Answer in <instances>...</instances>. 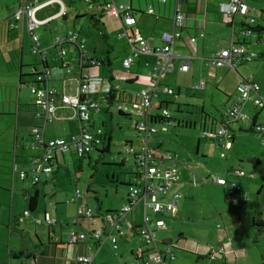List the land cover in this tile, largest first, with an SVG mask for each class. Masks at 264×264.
Listing matches in <instances>:
<instances>
[{
  "label": "rangeland",
  "instance_id": "1",
  "mask_svg": "<svg viewBox=\"0 0 264 264\" xmlns=\"http://www.w3.org/2000/svg\"><path fill=\"white\" fill-rule=\"evenodd\" d=\"M18 3V0H0V19L14 14L18 9ZM247 3L252 8L250 16H254L257 23L264 24V0H247ZM76 12L75 9L71 10L69 19L54 21L50 26H41L40 29L46 32L51 29L53 35H57L62 32L61 29L73 28L74 23H76L78 30H81L80 26H83L84 30L89 33V43L100 48L103 43L100 36L97 35L99 31L93 27L88 18L76 20ZM238 16L240 20L246 21L244 15L239 14ZM251 25L254 26V23ZM44 34L48 35L47 33ZM258 34L259 32H253L247 36L252 40V44L250 43L247 47H255V50L264 48L263 42H257ZM110 40L116 46L111 56L115 67V85L118 87L117 91H120L121 100L109 104L105 99V94L100 93L97 95V100L100 102L102 110L92 109L89 113L90 123L94 125L95 129L101 127L106 132L107 137L112 135L111 150L101 152L97 150L101 148L92 149L90 156L84 158H80L76 154L72 155L68 151L61 161L60 167L54 166V171H57L56 175L52 174L49 178L43 177L42 183L39 185V205L33 217L43 216L47 211L53 213L59 219V224L63 225L64 238H68L67 242L70 243H72L70 240L71 232L80 233L83 229L88 230L95 226L93 223L98 224V220H92V218L82 215L81 207H92L95 212H98L102 206L100 211L103 210L107 213V210L120 209L125 205L129 193L128 182L136 171L134 153H128L131 146L130 142L133 143L136 151H139L144 144L143 134H140L133 127L138 116L137 110L132 102L126 100V93L135 95L144 88V85L139 82L128 83L117 76L121 71H128L123 65V60L132 56L133 51L126 40L118 39V32L112 33ZM31 55L33 58H40L39 55ZM51 64L52 77L57 86L61 91L63 90V76L67 75L69 81L66 82V93L75 95L78 83L70 80V78L76 74H67L66 72L62 74V69L56 59L51 60ZM200 64L201 62L194 59V65L188 74L175 70L162 78L163 84L173 88L176 93L181 91L182 96L179 97L180 101L178 102L175 95L160 92V98L168 101V103L164 102L163 105L171 111L174 124L169 126L167 132L159 133L155 137L154 143L162 142L161 146L164 150L178 154L181 179L176 184V189L182 192L183 197L178 215L177 211L172 215L171 213L162 215L166 223L168 222L171 231H159L158 236L160 239H163V236H172L175 241L179 238H187L194 243V247L181 244L179 248H175L177 258L172 261V264H216L218 261H213L206 255L200 258L199 255L202 254L204 247L216 244L222 239L221 236L225 231L218 228V224L222 226V229L227 225L223 216L227 213L239 214L241 212L240 218L243 220L242 230L244 232L237 239L242 240L238 246H243L245 243L247 255H241L239 264H264V225L259 232L258 228L253 225L252 219V213L258 200L263 209L262 221L264 223V144L251 131L235 130L236 140L224 149L217 140L210 139L201 128L206 115L202 108L216 120H221L224 109L232 107L238 98L237 85L243 78H252L260 84V87L262 85L261 93L264 97V60L258 58L245 62L238 71L226 68L227 71L223 72L224 68H220L215 78L203 77L206 78L204 79L206 81L205 87L199 85L203 82ZM207 64L212 65L211 60ZM206 67L208 68L207 65ZM132 69L138 70L139 68L134 65ZM140 71L144 72V62L141 63ZM9 76L15 78L17 72H1L0 84L23 88L20 93L23 101H33L32 111L33 108L36 109L37 106L30 96V88L26 85L21 86L18 79H14L15 82L12 81L14 83H7L6 77ZM183 95L187 96L183 97ZM231 97L233 98L231 99ZM247 102L249 107L253 104L251 100ZM120 110L130 114V116L121 114ZM247 110L249 109L247 108ZM259 111L263 112L264 109L261 110L260 108ZM33 112L35 114V111ZM34 119L38 121L36 126L43 125L41 119L36 116ZM178 120L189 121L196 125L192 127L179 126ZM11 121L8 118H0V130L1 126L3 127L1 123L8 125L7 129H5L7 125L4 127V133L0 131V248L3 245L6 247L8 245L9 224L14 217L24 220L21 225L29 230L33 236L36 234L35 224L41 234L43 229L47 231L48 228L45 223L38 224L35 219V223H32L30 218L23 217L24 210L27 208V201L22 195V190L24 188L33 189V187H31L30 182H23L18 179V175L22 171H28L30 168L31 157L28 158L29 154L44 156L46 149H35L28 145L32 141L30 135L34 128L31 127L33 122L30 121L19 131L24 144V160L26 161L28 158L29 164L21 161V166H16L14 164L15 128L10 126ZM241 124L236 123L232 128L238 129ZM208 126L210 124L207 125V128ZM78 128V117L69 122L48 123V132H53L54 136L66 135L74 131L76 133ZM103 143L100 147H103ZM254 157L261 158L263 162L261 164L252 162L251 159ZM232 169H242L248 173L247 177L233 176L231 178L240 185L242 192L250 199L249 202L242 203L245 210L226 203L223 187L212 181L216 177L226 178L227 172ZM88 186H91V190H88ZM78 189L81 192L80 197L77 196ZM35 190L34 188L33 193ZM260 190H262V194L259 195ZM55 209L57 210L56 213ZM129 217L134 223H144L143 201L139 202ZM234 222L232 216L228 224L232 225ZM127 229L124 227V230L132 233V237L125 238L127 241L130 239L129 244L126 242V246L132 248H137L138 245L144 246L145 239L139 236L135 230ZM181 233L183 236H180ZM13 235L18 238L17 233H13ZM231 235L233 238L234 233ZM237 239L234 238V240ZM198 244L200 247L196 248ZM134 258L129 249L126 251L120 248L114 251L108 248L98 254L94 264H129ZM219 263L221 262L219 261ZM227 264L237 263L228 262Z\"/></svg>",
  "mask_w": 264,
  "mask_h": 264
},
{
  "label": "built area",
  "instance_id": "2",
  "mask_svg": "<svg viewBox=\"0 0 264 264\" xmlns=\"http://www.w3.org/2000/svg\"><path fill=\"white\" fill-rule=\"evenodd\" d=\"M175 1L174 29L172 32L163 31L162 45L152 44L138 31L132 35L126 32L132 45L133 55L124 59L123 65L125 68L131 67L141 55L157 56L155 66L149 75L145 77L146 86L136 94V99L132 102L138 115L133 127L143 133L142 140L144 144L139 151L134 149L133 144L128 149V153H134L136 171L131 177V185L129 186L125 205L120 209L104 214L103 225L99 228L91 231L84 230L71 235L70 240L72 243L82 241L87 244V253L77 257L80 264H92L96 253L107 244H111L113 249L118 248L119 237L123 233V226H133L129 214L134 211L141 201L144 202V223L138 228V232L145 238V245L135 251L136 258L141 260L143 264H171L176 258L174 249L181 246L178 240H160L158 236L159 231L168 227L161 214L166 212L174 213L179 207L180 193H176L172 198L168 194L170 187L179 180L178 169L175 165L168 166L166 164V160L176 159V155L171 152L156 154L155 148L150 145L154 134L158 133L160 129L167 130L170 125H173L172 113L168 107L163 105L164 100L160 98V92L173 95L175 91L170 86L163 85L161 82L162 78L175 70L174 61L177 57L181 56L183 58V62L179 65V70L182 72L189 71L194 57L193 54L178 55L174 51L176 41L182 36L179 28L186 26V12L181 9V0ZM49 2L47 1V4ZM45 3L37 5L34 2L20 0L17 11L9 21V25L12 28L27 29L32 38V50L35 54L40 55H43L46 50L42 46L37 29L44 22L37 18L36 12ZM219 9L227 16L247 15L249 5L246 0H225L220 3ZM107 12L111 16L119 17L124 25L132 26L137 22V18L131 13L130 7L126 4H115ZM153 12L154 9L150 6L148 13L151 14ZM62 14H66V9L62 11ZM249 22L250 24L256 23V18L250 16ZM204 36L205 32L202 31L199 36H190L189 42L196 43L199 38ZM69 45H76L80 52V62L76 65L79 75L78 88L75 95L60 91L51 83L52 70L50 67L45 66V63L41 70L32 68L31 73L34 76V80L27 85L37 106L35 116L43 121V125L33 128L30 146L33 148H47L44 156L31 157V168L29 171H22L19 174L21 180L30 179L33 184L40 182L41 173L52 174L54 171L53 164L60 160L65 152L74 150L78 156L86 155L95 146H100L104 138L103 129L101 127L95 129L94 125L90 123L89 112L92 109L96 111L102 110L99 102L91 99L90 96L98 93L106 96L111 90L115 89L114 85L108 77L100 73V68L103 65L102 58L87 54L85 40L80 39L75 30H68L65 34L57 35L53 39V46L58 49L62 58V66L68 72H72L75 68L71 61L65 58L68 54ZM257 57L258 54L255 51L248 50L244 44L235 40L234 33L230 47L218 50L210 60L216 67H226L235 70L243 62L252 61ZM134 77L139 79L137 74ZM201 85L203 86L204 83ZM259 90L260 85L251 78L241 80L237 86L238 98L234 105L226 111L229 119L250 121L247 114L242 111V106L248 100H251L254 107H264V97ZM252 93L256 94L255 97H252ZM60 100L64 107L69 108L80 119V132L71 135L69 138H49L45 135L46 125L58 116ZM204 133L210 137H216L219 134L222 136L221 143L223 145L229 146L230 144V134L225 127H221L217 133L206 128ZM255 133L264 143V122L257 123ZM234 173L239 176L246 175V172L242 169H236ZM216 181L222 184L226 183L221 178L216 179ZM232 186L238 188V191L240 190L236 183L232 184ZM77 196H81L79 189L77 190ZM227 200H231L237 205L240 199L233 196L232 190H230ZM80 211L82 215L89 218H93L96 215L92 207H81ZM24 215H29V211L25 210ZM158 216L161 217L159 218ZM35 222L38 224L45 223L52 227L57 224V218L54 214L47 211L43 216L36 217ZM199 247V244L196 245V248ZM238 253V249L231 242L224 240L216 244V246L208 245L202 251V254L213 261H222L227 259L226 257L237 255ZM28 264H36V260L32 259Z\"/></svg>",
  "mask_w": 264,
  "mask_h": 264
},
{
  "label": "crops",
  "instance_id": "3",
  "mask_svg": "<svg viewBox=\"0 0 264 264\" xmlns=\"http://www.w3.org/2000/svg\"><path fill=\"white\" fill-rule=\"evenodd\" d=\"M28 2H34L37 5H41L45 3L44 6L40 7L37 12L36 16L37 18L44 22L40 25V27L37 29V33L40 36L41 43L43 48L46 50V52L43 55L35 54L32 50L33 43L30 33L27 31V29H17L12 28L9 25L10 19L15 14H11L3 19H0V73H13L17 72V77H6L8 80H6L7 83H14L16 79H18L20 85H28V83L32 82L34 80V76L32 75V68L36 70H41L45 66L51 67V60L56 59L59 62V67L62 69V74H72L75 73V76H71L70 80L78 83V69L76 68V65L80 62V52L76 45H69L68 54L65 56L66 59L70 60L73 66L75 67L72 72H68L66 68L62 66V58L60 57V54L58 52V49L53 46V39L57 35L65 34L68 30H75L76 33H78L80 39L85 40V48L87 49V54L89 56H99L104 57L103 60L106 62L101 66L100 73L103 76H106L109 78L110 81H112L114 88L118 90V87L115 85V67L112 60V52L116 49L115 44L111 42V34L118 32V39L120 40H126L128 44H130L131 49L132 45L129 42L128 36L126 35V32H128L129 35H132L134 32L138 31L140 32L145 38H147L152 44H155L157 46H160L163 44L162 40V33L163 31H169L172 32L174 29V23H173V17L176 11V1L169 0L166 3H163L159 0H27ZM47 1H50L47 4ZM225 0H181V9L186 12V27L182 32V38L176 41L174 51L178 55H188L193 54V62L191 69L194 65V59L201 62V70L200 74L202 75V81L199 85L200 87H205L206 81L203 77H212L215 78L217 76L218 70L223 67H216L213 64L208 65V61H210V58L213 57V55L222 48L230 47L233 34L235 35V40L240 43H244V45L247 47L249 44H252V40L247 37L250 35V33H253L248 28L242 29L243 26L240 24L242 22H249V20L246 19L240 20L239 14L235 16H227L224 13H222L219 9L220 3L224 2ZM247 1V0H246ZM20 3V0H18ZM39 2V3H38ZM137 2V4H136ZM18 3V4H19ZM122 5L126 4L130 7V9L133 7L134 15L137 17V22L135 25L127 26L124 25L123 21L116 16H111L108 14V10L112 8L114 5ZM149 5H152L155 11V14H150L147 12V9ZM19 6V5H18ZM66 9V14H62V11ZM76 10V20L80 18H88L90 20V23L93 24V27L99 31L97 33L98 36H100L102 40V45L99 48L97 45H92L89 43V33H87L84 30L83 26H80L81 30L77 29V24L74 23L73 28H64L61 29L60 33L57 35H53V31L50 29L49 32H46L45 30L42 31L40 28L41 26H50L52 22L57 20H65L69 19L70 17V11ZM252 11V8L249 6V12L247 15H244L246 17H250V12ZM40 14V15H39ZM243 15V14H241ZM94 18V21L91 18ZM254 17V16H251ZM99 20L100 22L104 23L107 32H108V42H105L102 38V33L100 30L97 29L95 26V20ZM250 23V22H249ZM257 23V21H256ZM254 23V26L257 25ZM260 23V22H259ZM261 24V23H260ZM264 25V24H261ZM202 31L205 32V36L198 39L196 43L189 42L190 36H197ZM96 32V31H95ZM44 33H47L48 35H45ZM257 42H263L264 41H258ZM5 44V45H4ZM250 51H255L257 54L264 53L263 49L255 50V47H247ZM53 51V52H52ZM133 51V49H132ZM10 53L14 55V58L10 56ZM40 56L39 59H36L32 57V55ZM198 55V57H197ZM202 55V56H201ZM106 58V59H105ZM109 62H108V59ZM125 59V58H124ZM124 61V60H123ZM157 61L156 55H141L139 56L134 63L131 65V67L126 68L128 71H121L119 74H117L118 78L121 80H125L128 83H131L128 81L130 78L131 80L136 79L135 82H139L140 84L146 86L145 83V77H147L150 73V71L153 69ZM253 61V60H252ZM144 62V72L140 71L141 63ZM183 62V58L181 56L177 57L174 61L175 64V70L179 71V65ZM148 63V64H147ZM138 66V70L132 69L133 66ZM208 66V68L206 67ZM206 67V68H205ZM149 69H151L149 71ZM191 69L188 72H185L188 74ZM52 70V69H51ZM112 70V72H111ZM174 70V71H175ZM229 70V69H228ZM149 71V72H148ZM227 71L226 68L223 69V72ZM137 74L138 78L134 77V75ZM53 75V72H52ZM113 76V80L110 79V77ZM141 78H140V77ZM15 79V80H14ZM1 80V78H0ZM14 80V82H12ZM52 84L55 85L60 91L61 89L57 84L55 83L54 78H51ZM255 81L254 79H252ZM63 90L66 93L65 87L66 82L69 81V78L67 75L63 76ZM1 82V81H0ZM162 82V81H161ZM256 82V81H255ZM163 83V82H162ZM204 83L202 86L201 84ZM240 83V81H239ZM238 83V84H239ZM258 83V82H257ZM259 84V83H258ZM21 85V86H22ZM260 85V84H259ZM238 86V85H237ZM21 88V87H20ZM19 87L15 85H2L0 84V118H8L11 119L10 126L15 128V136H14V164L18 167L21 166V163H28V158L32 156H37L41 154H29L30 156L27 158V160H24V144L22 142V137L20 138L19 131L22 130L25 127V124L29 123L30 121L33 122L31 127H35L38 124V121L34 119L35 114L33 111H36L35 108L32 107L33 101L26 100L23 101L21 96V91ZM260 94L262 95V85L260 87ZM31 92V91H30ZM181 91H178L179 97L182 96L180 94ZM68 94V93H67ZM100 94V93H98ZM94 94L91 95L90 98L97 100V95ZM137 94V93H136ZM136 94L132 95L130 93H126V100L129 102H134L136 99ZM255 93H252V97H255ZM31 99H33L32 93H31ZM118 98H121L120 91L117 92L116 95ZM187 96V95H185ZM183 95V97H185ZM263 96V95H262ZM177 97L178 102L180 101V98ZM230 98V97H229ZM233 97H231L232 99ZM99 102V101H98ZM236 102V101H235ZM248 102L244 103L242 106V110L245 111L248 115L254 116L256 111L258 110L254 109V106L247 105ZM100 104V102H99ZM59 113L58 116L52 121V122H69L73 119H77V115L69 108L64 107L61 100L59 102ZM247 108L249 110H247ZM255 111V112H254ZM258 119L264 120V111L258 113ZM3 124V127L1 126V132L4 133V127L7 125V123H1ZM250 126L249 122H244L241 124V126L238 127V129L235 130H246ZM8 128V125L5 127V129ZM32 129V128H31ZM31 131V130H30ZM80 132V119H79V128L78 132L75 133H67L66 135H57L54 136L53 132H48V124L46 125L45 135L49 138H55V137H64L69 138L73 134H77ZM30 133V132H29ZM235 133V131H233ZM255 134V133H254ZM234 140H231V142H234L237 138L236 133L234 134ZM256 135V134H255ZM257 136V135H256ZM258 137V136H257ZM31 138V135H30ZM28 143V142H27ZM264 144V143H263ZM262 144V145H263ZM30 145V143H28ZM230 146V145H229ZM264 146V145H263ZM100 147V146H99ZM223 147V146H221ZM11 148V147H9ZM33 148V147H32ZM36 148H44L47 151V148L45 147H36ZM35 148V149H36ZM224 149L228 147H223ZM11 153V152H9ZM259 158V157H258ZM64 158H61L58 160L55 164L61 163V161ZM261 159V158H259ZM262 160V159H261ZM22 161V162H21ZM254 162V161H252ZM261 164V163H260ZM61 165V164H60ZM60 167V166H59ZM58 167V168H59ZM31 168V164H30ZM28 169V171L30 170ZM232 169L231 171H233ZM181 171V168H180ZM179 171V175H180ZM228 173V172H227ZM54 174V172L52 173ZM52 174L47 175L46 173L40 174V182L37 183V187H34V184L31 182V180H22L23 182H30L32 184L31 187L33 189L35 188L39 192L40 196V188L39 185L42 183L43 177L49 178ZM233 176H239V175H233ZM232 176V177H233ZM248 173H246L245 176H239V177H247ZM180 177V176H179ZM231 177V178H232ZM18 179H20L18 175ZM181 178H179L180 181ZM177 186H175L176 189ZM27 190H31L33 193L32 188H24ZM23 189V190H24ZM22 190V195H23ZM238 197L243 198L244 202H249L250 199L247 197L245 193L239 192L237 194ZM24 197V196H23ZM182 198V197H181ZM181 198H179V207L181 205ZM127 200V199H126ZM39 205V204H38ZM80 207V206H79ZM177 209V215L180 212V208ZM236 207V206H235ZM102 208V206H101ZM240 208H245L244 206L240 205ZM118 208H116L117 210ZM26 210V209H25ZM24 210V211H25ZM47 211V210H46ZM55 209V213H56ZM110 210H107V213ZM134 211H132L133 213ZM102 213L104 214L105 212ZM131 213V214H132ZM168 213V212H167ZM24 214V213H23ZM32 214V215H31ZM53 214V213H52ZM106 214V213H105ZM170 214V213H168ZM173 214V213H172ZM240 214L237 213H227L223 216L224 222L227 223L225 225L224 229H222V226H218L221 230L225 231V233L221 236L222 240H227V242H231L232 245L238 249L239 253L237 255L229 256L227 259L221 261V263L216 262V264H227L228 262H235L239 264V260L241 255H247V250L245 248V243H243V246H238V243L242 241L241 239L234 240V237L232 238L233 233L237 232V234L241 235L244 230H242V219L240 218ZM26 216V215H25ZM24 216V217H25ZM34 213L30 212L29 215H27L28 218H30V222L35 223L34 219L35 217ZM130 216V214H129ZM232 216L235 220L234 224L230 225L228 224V221L232 219ZM100 217V216H99ZM15 218V217H14ZM13 218V219H14ZM57 218V217H56ZM130 218V217H129ZM13 219L11 223L9 224V240L7 241L8 245L7 247L3 245L2 248H0V264H28L29 261L32 259L36 260V264H80V262L77 260V257L81 254L87 253V244L78 241L77 243H70L67 242L68 238H64L63 228L61 224H59V219L57 218V224L50 227L48 226L47 231L43 229V233H39L37 225L35 224V235L33 236L29 230H27L24 226H22V219L19 220L20 227L24 228L25 230L29 231L31 237L34 239L35 243H37V247H35V257H31L29 259L25 258L24 256L18 255L17 252H19L22 249V240L20 237V234L16 231H13L10 226L14 225ZM92 220H98V224L93 223L95 226H93L91 229H88L89 231L99 228L103 225V215L100 218L93 219ZM131 220V219H130ZM131 223L133 226H141L143 223L139 222H133L131 220ZM168 223V222H167ZM60 225V227H58ZM168 227L161 231H171V228L169 227V224H167ZM131 225H124L123 226V233L119 237L118 242V248L126 250L129 249L130 253L132 254L135 252L138 247H141V245H138L137 248L127 247L126 242L129 244V241H127L125 238H131L132 233L130 231L124 230V227H127V230H135V232L141 236L143 239H145L140 233L136 231V229ZM241 228V229H240ZM84 231V229L82 230ZM81 231V232H82ZM13 233L18 234V238H15ZM74 233L78 232H71L70 236ZM36 236V237H35ZM180 236H183V233L180 234ZM235 236V235H234ZM170 238L174 239L172 236H163V239L169 240ZM15 240V241H14ZM19 240V241H18ZM161 240V239H160ZM178 242L185 245L187 247H194V243L190 241L187 238H179L177 239ZM145 241V240H144ZM170 241V240H169ZM145 244V243H144ZM143 245V244H142ZM214 245V244H213ZM111 248L113 249L111 244H107L104 247H102L95 255L92 264H94V261L98 254L105 249ZM117 249H113L114 251ZM11 251L14 252V255L11 254ZM133 255V254H132ZM135 258L131 260L129 264H143L141 260L137 259L135 255H133ZM177 258V255H176ZM175 258V259H176ZM172 264V262H171ZM214 264V263H211Z\"/></svg>",
  "mask_w": 264,
  "mask_h": 264
},
{
  "label": "trees",
  "instance_id": "4",
  "mask_svg": "<svg viewBox=\"0 0 264 264\" xmlns=\"http://www.w3.org/2000/svg\"><path fill=\"white\" fill-rule=\"evenodd\" d=\"M159 1H161V2H163V3H166L167 1H169V0H165V1H163V0H159ZM172 1H175V0H172ZM150 6H152V5H149V7ZM149 7H148V9H149ZM153 7V6H152ZM148 9H147V12H148ZM154 9V8H153ZM131 13L134 15V11H133V7L131 8ZM151 14H155V11L153 12V13H151ZM135 16V15H134ZM136 17V16H135ZM137 18V17H136ZM93 21H94V18L92 17L91 18ZM246 19L247 20H249V17H246ZM257 25H255V26H252L248 21L247 22H242L240 25L241 26H243V28L242 29H246V28H248L250 31H252V32H259V36H258V39H259V41H264V37H263V31H264V25H261L260 23H256ZM95 26L97 27V29L98 30H100L101 31V35H102V38H103V40L105 41V42H108V32H107V29H106V27H105V25H104V23H102V22H100L99 20H95ZM186 27V26H185ZM185 27H180L179 28V30L181 31V33L183 32V30L185 29ZM235 35H236V33H235ZM197 36H199V35H197ZM181 38H182V36H181ZM180 38V39H181ZM238 43H240V42H238ZM241 44H244V43H241ZM10 56L12 57V58H14V55L12 54V53H10ZM102 58V61H103V64L106 62L105 60H103L104 59V57H101ZM258 58H262L263 60H264V53H262V54H258V57L256 58V59H258ZM106 59V58H105ZM108 59V58H107ZM256 59H254V60H256ZM108 62H109V59H108ZM248 62H250V61H248ZM243 64H245V62H243L241 65H243ZM240 65V66H241ZM191 66H192V64H191ZM191 66H190V69H191ZM240 66L237 68V69H235V71H238V69L240 68ZM223 68H226V67H223ZM189 69V70H190ZM228 69V68H227ZM111 72H112V70H111ZM110 79L111 80H113V76H111L110 77ZM243 79H246V78H243ZM242 79V80H243ZM252 79V78H251ZM135 80L136 79H128V81L129 82H131V83H133V82H135ZM241 82V81H240ZM163 84V83H162ZM163 85H165V84H163ZM175 91V90H174ZM117 89H113V90H111V92H109L108 93V95H106L105 96V99H106V101H107V103H109V104H112V103H114V102H116V101H120L121 100V98H118L116 95H117ZM170 95H172V94H170ZM173 95H175L176 97H179V93H174ZM230 97V96H229ZM168 103V101H163V103ZM253 105V104H252ZM179 108H180V104H179ZM228 108H230V107H228ZM228 108H226V109H224V111H223V115H222V118H221V120H216L209 112H205V109H203L202 108V110H203V112L206 114L205 115V117H204V119H203V121H202V125H201V128H202V130H203V132H204V129H206L207 128V125L208 124H210V126H208V128L211 130V131H213V132H218V130L221 128V127H225V128H227L228 129V131H229V134H230V137H229V139H230V143H232L231 142V140H234V134L235 133H233V131H235V129H233L232 127H233V125L234 124H239V123H244V122H247V121H245V120H241V119H229V117L227 116V114H226V111H227V109ZM255 110L257 109L258 110V112L256 111H254L256 114L254 115V116H250V115H248L245 111H243L245 114H247V116L250 118V121H248L249 123H250V126L246 129L247 131H251V132H253V133H255V126L257 125V123H262V122H264V120L262 121V120H260V119H258V113H259V109L260 108H254ZM262 109H264V107H261V110ZM120 113L121 114H126L125 112H123L122 110H120ZM126 115H129L130 116V114H126ZM136 118H138V116L136 117ZM172 119H174L173 118V116H172ZM173 124H174V120H173ZM178 125L179 126H187V127H192V126H195L196 124H193L192 122H189V121H184V120H178ZM135 129V128H134ZM169 130V128L167 129V130H163V129H160L159 130V132L158 133H156V134H154L153 135V137H152V139H151V141H150V145L151 146H153L154 148H155V150H156V154H162V152H171L172 154H174V155H176V159H170V160H166V164L168 165V166H172V165H175L176 167H177V169H178V174H179V171H180V165H179V162H180V160H179V157H178V154L176 153V152H172V151H170V150H164L163 148H162V146H161V144H162V142H156V143H154V139H155V137L157 136V135H159V133H161V132H167ZM241 130H244V129H241ZM138 131V130H137ZM139 132V131H138ZM140 134H143V133H141V132H139ZM256 134V133H255ZM210 139H213V140H217L218 142H219V144L221 145V146H223V147H229L228 145L226 146V145H223L222 143H221V139H222V136L221 135H217L216 137H210V136H208ZM259 138V137H258ZM112 139H113V137H112V135L110 134L109 135V137H107L106 136V132H104V138H103V141H104V143H103V141H102V143H103V147H99V146H95L94 147V149H97V148H101V149H97L98 151H101V152H107V151H110L111 150V143H112ZM260 139V138H259ZM101 143V144H102ZM131 144H133L132 142H130V145ZM230 145V144H229ZM70 152H71V154L72 155H75V152H74V150H70ZM66 153V152H65ZM65 153L62 155V158H64V155H65ZM78 156V155H77ZM85 156H90V152L89 153H87L86 155H83V156H79L80 158H84ZM252 161H255V162H257L258 164H260V163H262L263 161L261 160V159H259L258 157H254V158H252L251 159ZM134 161H135V157H134ZM55 165H57V167H59L60 166V163H58V164H53V167L55 166ZM236 169H234L233 171H231V170H229L228 171V173H227V176H226V178H223V177H216V178H214V179H212V181L214 182V183H216V184H218V185H221L222 187H223V190H224V194H225V200L227 201L226 203H229L231 206H233V207H235V208H239L240 207V205L242 206V203H245L244 202V199L243 198H240V197H238L237 196V194L239 193V192H241V187H240V185L239 184H237L236 183V185L238 186V187H240L239 189V191H238V188H235V187H233L232 186V184H235V181H233V180H231V177L233 176V175H236L235 173H234V171H235ZM54 172V174L56 175V172L57 171H53ZM180 176V175H179ZM180 178V177H179ZM219 178H221V179H224L225 181H226V183L225 184H222V183H219V182H217L216 181V179H219ZM206 180H208V179H206ZM179 182V180L178 181H176L175 183H174V185H172L171 187H170V189H169V192H168V194H169V197H174L175 195H176V193H180V197L179 198H181V197H183V194H182V192L181 191H178L177 189H175V186H176V184ZM128 185L130 186L131 185V179H130V181L128 182ZM34 187L36 188L37 187V184H34ZM88 190H91V186H88ZM230 190H232V194H233V196H235V197H238L240 200H239V203L237 204V205H235L231 200H227V195L229 194V191ZM260 194H262V190H260L259 191V195ZM23 196H24V198L26 199V201H27V208H26V210H28L29 211V213L30 212H32V213H34L35 211H37V209H38V204H39V192L37 191V190H35V192L34 193H32L31 192V190L29 189V190H27V189H24L23 190ZM127 199V198H126ZM127 201V200H126ZM100 209H101V207H100ZM100 209H99V211L98 212H96V215L93 217V218H95V219H97V218H100L102 215H104L103 213H102V210L100 211ZM243 210H245V208H242ZM111 211H114V210H110L109 212H111ZM167 213V212H166ZM166 213H162L161 215H165ZM168 213H170V212H168ZM241 213V212H240ZM262 213H263V209H262V207H261V204H260V202L257 200V205L255 206V208H254V211H253V213H252V219H253V225L255 226V227H257L258 228V231L260 232L261 231V228H262V226L264 225V223H263V221H262ZM171 215H172V213H171ZM25 215L23 214V217H24ZM100 216V217H99ZM19 220H20V218L19 217H15L14 219H13V222L15 223L14 225H12V226H10L11 227V229L13 230V231H16V232H18L19 234H20V237H21V240H22V249L19 251V252H17L18 253V255H21V256H24L25 258H27V259H29V258H31V257H35V247H37V243H35V241H34V239L31 237V235H30V233H29V231H27V230H25L24 228H21L20 226V223H19ZM218 226L220 227L221 225L220 224H218ZM134 228L136 229V231L138 232V228H139V226H134ZM241 229V228H240ZM237 232H239V231H237ZM237 232H235L234 233V238H237V237H239V236H241V235H239V234H237ZM139 233V232H138ZM240 233V232H239ZM240 240V239H239ZM224 241H227V240H224ZM220 242V241H219ZM219 242H217L216 244H218ZM216 244H214V246H216ZM145 245V244H144ZM11 254H13L14 255V252L13 251H11ZM133 255H135V252H133L132 253ZM202 256L204 257L205 255L204 254H200L199 255V257L200 258H202ZM226 258H228V257H226ZM223 261V260H222ZM221 262V261H220Z\"/></svg>",
  "mask_w": 264,
  "mask_h": 264
},
{
  "label": "water",
  "instance_id": "5",
  "mask_svg": "<svg viewBox=\"0 0 264 264\" xmlns=\"http://www.w3.org/2000/svg\"><path fill=\"white\" fill-rule=\"evenodd\" d=\"M170 241L172 240V238L169 239Z\"/></svg>",
  "mask_w": 264,
  "mask_h": 264
}]
</instances>
